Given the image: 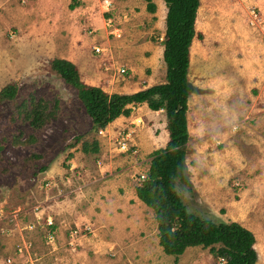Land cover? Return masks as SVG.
Returning a JSON list of instances; mask_svg holds the SVG:
<instances>
[{
  "label": "rangeland",
  "instance_id": "1",
  "mask_svg": "<svg viewBox=\"0 0 264 264\" xmlns=\"http://www.w3.org/2000/svg\"><path fill=\"white\" fill-rule=\"evenodd\" d=\"M106 13L105 19L93 22L86 37L104 48L103 54L92 51V56L112 80L107 84L130 94L165 83V27H155L153 14H140L139 8ZM156 14L162 18L164 10ZM196 30L203 38H195L190 49L188 80L193 92L188 99L186 157L193 190L180 183L178 190L188 210L199 217L250 227L259 255L256 264H264V0H200ZM20 43L14 42L0 68V90L11 83L19 88L15 102L0 104V254L6 252V257L27 241L36 257L40 250L56 245L52 246L56 240H47V229L44 221L38 224L37 213L52 215L56 226L52 209L56 204L70 205L80 216L84 202L93 199L85 196L92 194L91 187L97 189L126 171L146 176L151 153L166 146L169 132L166 111H153L146 103L134 106L131 115L106 134L93 132L76 89L51 67L57 53L42 48L35 54L32 44L22 52ZM123 68L125 73L120 71ZM257 70L259 87L252 88V72ZM30 97L59 101L56 116L37 130L16 111V104ZM121 138L128 142L126 153L118 149ZM95 139L101 151L83 152L82 142ZM147 218L154 224L153 210ZM31 224L33 230L27 229ZM91 225L71 224L63 260L82 263L80 252L86 245L81 240L92 234ZM76 229L84 235L72 239L70 233ZM193 248L177 258L162 251L152 260L155 264H219L209 248ZM117 249L103 248L97 255L89 249L88 264H110ZM134 250L129 247L121 252L123 261L111 264H140L134 260Z\"/></svg>",
  "mask_w": 264,
  "mask_h": 264
},
{
  "label": "trees",
  "instance_id": "2",
  "mask_svg": "<svg viewBox=\"0 0 264 264\" xmlns=\"http://www.w3.org/2000/svg\"><path fill=\"white\" fill-rule=\"evenodd\" d=\"M147 10L154 12L153 0H145ZM167 6L163 58L167 67L166 82L135 93H108L86 84L77 65L67 59L55 58L52 69L70 86L84 105L92 122V131L99 132L120 116H130L134 106L146 103L153 111H166L169 140L164 148L151 153L149 170L136 187L138 198L154 211L159 244L167 255L176 258L189 247L209 248L215 258L226 264H256L255 234L238 222L203 219L190 212L183 202L178 184L193 190L191 173L186 162L188 130V99L193 86L188 80L191 46L195 38H203L196 30L200 0H163ZM18 84L0 90V104L15 102ZM59 109L43 98L30 97L16 104V111L34 130L49 123ZM78 140V139H77ZM80 140V139H79ZM82 151L98 153L97 139L82 142ZM221 246L217 249L215 245Z\"/></svg>",
  "mask_w": 264,
  "mask_h": 264
},
{
  "label": "crops",
  "instance_id": "3",
  "mask_svg": "<svg viewBox=\"0 0 264 264\" xmlns=\"http://www.w3.org/2000/svg\"><path fill=\"white\" fill-rule=\"evenodd\" d=\"M107 1L112 4L108 6L105 0H0V68L5 66V63H2V57L5 54L10 56L14 49V42L18 44L21 41L22 52H28L31 44L36 49L35 54H39L42 48L55 51L56 58L67 59L77 65L82 80L84 79L86 83L100 87L108 93H119L114 91L117 85L107 84L112 80L108 79L109 76L105 70L92 56L94 47L99 45L94 39L86 37L91 33L89 32L90 27L93 22L98 23L99 17L105 19V15H108L106 12L110 14L113 11L114 14H119L125 11L133 12L139 8L140 14L147 16L153 14L152 17L157 19L155 23L152 20L151 24L154 23L155 27L161 25L166 29L167 6L163 0H153L156 9L150 12L147 10L145 0ZM157 10H164L162 18L157 16ZM12 33L14 36H11ZM16 33L17 38L14 39ZM252 73V88H258L260 81L257 83L255 81L258 76L260 77L261 72L257 70ZM126 119L127 116L118 117L105 128L106 131H110V128ZM135 175V173L126 171L120 176L103 181L97 189L91 187L92 194L88 193L85 196H92L93 199L84 202V209L80 216L74 215L70 205L58 206L56 204V208L52 209L55 213L56 226L54 228L57 238L52 246L56 245L52 247V250L48 247L45 248L47 252L40 250L41 252L37 253L41 262L78 264L74 260H63L62 249L67 243V233L71 224L87 222L92 224L93 232L88 239L81 240V243L86 245V249H81L82 263L79 262V264L91 263V259L88 260L86 257L89 249L94 250V254L97 255L100 250L104 252L103 248L106 251L119 248L117 256L110 259V264L114 261H123L121 252L128 251L129 247L136 249L133 254L137 255V259L134 260L138 263L155 264V260H152L154 256L163 253V248L159 244L157 221L155 218L152 224L147 218L152 209L138 198L136 187L141 175L137 177ZM40 214L44 220L47 217L52 218V215L46 214L45 211L41 210ZM244 227L253 231L248 226L244 225ZM255 247L257 251V245ZM188 249L194 248L189 247ZM5 255L6 252L0 254V261Z\"/></svg>",
  "mask_w": 264,
  "mask_h": 264
},
{
  "label": "built area",
  "instance_id": "4",
  "mask_svg": "<svg viewBox=\"0 0 264 264\" xmlns=\"http://www.w3.org/2000/svg\"><path fill=\"white\" fill-rule=\"evenodd\" d=\"M105 1L107 2L108 6L111 5L110 1H107V0H105ZM94 51L96 53H103L104 48L100 47V46H95ZM120 71L122 73L126 72V70L124 68L121 69ZM106 133H107L106 129L100 130V134H106ZM118 149L124 153H126L130 150L128 142L125 138L118 139ZM145 177H146L145 175H141L140 179H144ZM37 219H38V224L41 225V220L43 218L38 213H37ZM43 221H44V228L47 229L46 238L50 243H52L56 239V231L53 228L55 225L54 220L51 217H47ZM39 225L37 226V228L39 227ZM33 228H34L33 224L27 226V229H29V230H33ZM86 231L91 232L92 231L91 227L87 226ZM78 234L83 236L84 231H82L81 229H76L70 233V236L72 237V239H74L75 235H78ZM31 250H32L31 243H29L27 241L24 242L23 244H17L13 250V253L4 257L0 261V264H45V263L41 262L40 256L36 255V257H33L31 254V252H32ZM219 264H226V260L221 258L219 261Z\"/></svg>",
  "mask_w": 264,
  "mask_h": 264
}]
</instances>
